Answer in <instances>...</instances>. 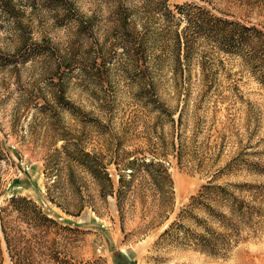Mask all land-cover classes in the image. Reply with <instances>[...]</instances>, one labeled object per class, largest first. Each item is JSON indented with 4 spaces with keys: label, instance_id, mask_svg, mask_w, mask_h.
Masks as SVG:
<instances>
[{
    "label": "rangeland",
    "instance_id": "374dc122",
    "mask_svg": "<svg viewBox=\"0 0 264 264\" xmlns=\"http://www.w3.org/2000/svg\"><path fill=\"white\" fill-rule=\"evenodd\" d=\"M74 1L80 13L95 14L89 39L77 38L73 25L57 26L52 15L44 11H27L21 30L0 22V54L4 56L15 57L20 47L42 40L59 53L75 56L69 68L58 64L57 57L0 67V208L10 197L24 196L65 228L41 235L12 214L8 221L16 232L13 252L30 258V264H58L53 256L67 264H264V86L238 59H224L213 68L205 86L200 67L193 63L177 95L168 64L158 66L151 79L153 95L175 112L174 119L180 109L183 112L181 127L161 126L153 114L136 104L137 82L123 72L127 66L119 65L114 47L108 49L107 72L81 61L89 46L94 49L91 57L96 58V43L110 44L112 17L107 3ZM168 3H196L215 14L226 13L254 24L264 32L262 0L249 5L226 0ZM146 66L141 61L133 69L145 77ZM55 69L69 83L66 97L81 109L77 118L51 104H47L46 113L36 110L45 103L44 97L50 100L45 84L52 77L58 78L53 76ZM82 71L85 77L80 76ZM148 81L145 78L141 83ZM180 135L186 148L178 163L173 149ZM62 137L75 141L78 150L102 155L114 189L118 175L112 155L117 141L122 151L137 149L161 158L173 182L174 205L168 218L153 220L157 206L143 177L121 208L115 195L101 198L99 186L72 160L79 159V151L63 148ZM171 142L175 143L173 149ZM229 161H234V170L217 182H248L262 188L263 216L257 232L248 234L226 258H212L177 242L161 240L160 234L189 198ZM0 248L4 264H11L1 230Z\"/></svg>",
    "mask_w": 264,
    "mask_h": 264
},
{
    "label": "trees",
    "instance_id": "16d2710c",
    "mask_svg": "<svg viewBox=\"0 0 264 264\" xmlns=\"http://www.w3.org/2000/svg\"><path fill=\"white\" fill-rule=\"evenodd\" d=\"M107 3L112 17L111 41L96 43L97 56L92 58L94 49L84 51L82 62L93 64L97 71L107 72L106 61L109 47H114L120 57L119 65L131 80L137 82L134 91L136 104L154 115L157 124L178 128L183 125V112L180 109L174 119L170 110L156 95H153L152 75L158 66L168 64L175 93L181 92L182 81L193 63L200 67L201 82L205 86L213 68L222 64L224 59H238L258 82L264 86V32L254 24H246L226 13L215 14L196 3L169 5L168 0H94ZM249 5L255 0H226ZM260 1V0H256ZM264 1V0H262ZM74 0H0V22L11 24L16 29L24 28L27 11L34 14L44 11L52 15L57 26L73 25L77 38L89 39L87 34L95 28V14L84 15L78 11ZM114 54V53H113ZM56 58L58 64L69 68L74 55L59 53L44 40L22 46L16 56L0 54V67H8L38 58ZM143 61L146 64L145 77H139L133 67ZM83 69V68H82ZM58 76L45 84L50 100L36 106L38 112L46 113L47 104L59 112H67L77 118L81 109L67 97L68 81ZM80 76H86L82 71ZM148 78V83L144 82ZM104 133V132H103ZM102 133V134H103ZM106 134V131H105ZM160 140V136L156 135ZM120 138V137H118ZM63 148L79 151V159H72L99 186V196L105 198L115 195L118 208H121L127 196L134 192L135 183L141 177L147 183L151 196L156 202L154 221L168 218L174 205L173 182L165 162L151 153L137 149L122 151L117 141L112 155L118 175V186L114 189L107 164L102 155L77 149L75 141L61 138ZM160 143V142H159ZM161 145V143H160ZM171 148L175 146L170 143ZM186 141L178 137V146L173 149L178 163L182 160ZM165 148L161 154L165 157ZM162 156V155H158ZM233 162L214 171L199 191L179 210L174 220L160 234L161 240L174 241L184 248L198 251L212 258H226L232 250L246 240L248 234H255L262 213L261 186L248 182H217L218 179L234 170ZM81 208H79L80 210ZM15 214L18 221L26 222L39 234L46 235L51 229H65L53 218L44 214L31 199L24 196H12L6 205L0 208V230L3 236L11 264H30V258H23L13 252L12 244L16 235L15 228L9 226L10 215ZM68 229V228H67ZM246 233V234H244ZM122 257L121 254L117 253ZM58 264H67L64 260L52 257ZM0 264H4L0 248Z\"/></svg>",
    "mask_w": 264,
    "mask_h": 264
}]
</instances>
